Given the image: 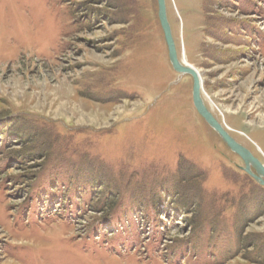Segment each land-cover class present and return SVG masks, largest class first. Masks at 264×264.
<instances>
[{"label": "rangeland", "instance_id": "374dc122", "mask_svg": "<svg viewBox=\"0 0 264 264\" xmlns=\"http://www.w3.org/2000/svg\"><path fill=\"white\" fill-rule=\"evenodd\" d=\"M165 3L264 164V0ZM1 123L22 139L0 130V264H264V189L197 113L157 0H0Z\"/></svg>", "mask_w": 264, "mask_h": 264}, {"label": "water", "instance_id": "95a60500", "mask_svg": "<svg viewBox=\"0 0 264 264\" xmlns=\"http://www.w3.org/2000/svg\"><path fill=\"white\" fill-rule=\"evenodd\" d=\"M157 15L163 31L167 47L168 59L172 68L180 75H190L192 78V101L197 113L218 134L222 142L243 161L240 168L250 175L257 183L264 186V164L255 157L243 144L238 142L214 116L205 103L202 93V80L200 73L192 65L180 59L177 54L176 45L172 36L170 23L166 12L165 0H157Z\"/></svg>", "mask_w": 264, "mask_h": 264}, {"label": "trees", "instance_id": "16d2710c", "mask_svg": "<svg viewBox=\"0 0 264 264\" xmlns=\"http://www.w3.org/2000/svg\"><path fill=\"white\" fill-rule=\"evenodd\" d=\"M190 76V75H189ZM191 77V76H190ZM1 117H3V115L1 116ZM4 122V121H3ZM2 126H3V124L1 123L0 124V130L2 131V133L3 134H6V133H9L10 135H16L17 136V138H19V139H22V138H20V136H18V131H17V127L16 128H14V129H7V131H5V129H3L2 128ZM15 126V124H14V122H13V127ZM28 141L29 140V137L28 138H25V141ZM36 145H37V143H36ZM184 169L182 168V165L180 166V169H179V171L180 172H183L184 173V171H183ZM186 172V171H185ZM187 183V185L189 186V190L191 191L192 189L190 188V186L191 187H193V188H195L194 186H195V183H194V181L191 179V178H188V181L186 182ZM185 183V184H186ZM262 188L264 189V186H262ZM196 192H197V190H196ZM196 200L198 199V196H197V193H195L194 195H192ZM185 202L184 203H190V201H189V199H188V197L187 196H185ZM264 199V198H263ZM264 212V211H263ZM245 244H251V246H257L256 248H257V251L258 252H261V250H262V247H264V244H262V243H258V240L255 238V237H247L246 238V240H245V242H244ZM258 252H257V256H258ZM261 256V253L259 254V257Z\"/></svg>", "mask_w": 264, "mask_h": 264}, {"label": "bare ground", "instance_id": "6f19581e", "mask_svg": "<svg viewBox=\"0 0 264 264\" xmlns=\"http://www.w3.org/2000/svg\"><path fill=\"white\" fill-rule=\"evenodd\" d=\"M183 60H184V62H185V63H187V64H188V62H187V60H186L185 58H184ZM189 65H190V64H189Z\"/></svg>", "mask_w": 264, "mask_h": 264}]
</instances>
